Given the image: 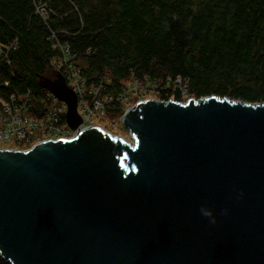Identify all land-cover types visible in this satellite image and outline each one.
Here are the masks:
<instances>
[{
    "label": "water",
    "instance_id": "1",
    "mask_svg": "<svg viewBox=\"0 0 264 264\" xmlns=\"http://www.w3.org/2000/svg\"><path fill=\"white\" fill-rule=\"evenodd\" d=\"M39 82L78 128L65 78ZM121 123L132 142L92 125L0 150L2 260L264 264V102L141 99Z\"/></svg>",
    "mask_w": 264,
    "mask_h": 264
},
{
    "label": "trees",
    "instance_id": "2",
    "mask_svg": "<svg viewBox=\"0 0 264 264\" xmlns=\"http://www.w3.org/2000/svg\"><path fill=\"white\" fill-rule=\"evenodd\" d=\"M52 35L76 54L86 84L108 80L109 117L130 80L152 82L163 101H180L186 87L196 99L264 102V0H0L2 99L44 92Z\"/></svg>",
    "mask_w": 264,
    "mask_h": 264
},
{
    "label": "built area",
    "instance_id": "3",
    "mask_svg": "<svg viewBox=\"0 0 264 264\" xmlns=\"http://www.w3.org/2000/svg\"><path fill=\"white\" fill-rule=\"evenodd\" d=\"M36 11L43 17L46 15L42 5L37 6ZM50 38L54 40L53 48L57 49V61L53 69L56 75L61 74L65 78L67 86L77 97V112L82 119L77 127L79 130L92 125L100 127L95 118L104 115L107 103L114 100L110 94L101 95L105 89L102 81L108 83V80L104 77L97 82L86 84L77 64L76 54L54 35ZM177 82H180V79ZM126 91L127 89L123 91L120 99L126 96ZM65 112V102L46 89L40 95L31 90L11 94L7 101L0 96V150L13 149L7 146L12 142L24 146V149L20 150H26L41 141L73 138L78 133V128L71 129L68 126Z\"/></svg>",
    "mask_w": 264,
    "mask_h": 264
},
{
    "label": "rangeland",
    "instance_id": "4",
    "mask_svg": "<svg viewBox=\"0 0 264 264\" xmlns=\"http://www.w3.org/2000/svg\"><path fill=\"white\" fill-rule=\"evenodd\" d=\"M56 61H57V57H54L51 60V68L49 71V76L52 79L57 78V75L53 69V65L55 64ZM125 85L127 87V91H126L127 94L124 98L120 99L117 103V105H119V110H120L118 113L119 115H114V116L109 117L107 114V112H108L107 111L108 109H107L105 111L104 115H102L98 118H95V122L98 123L100 125V127L106 129L111 134L121 136L123 139L132 142V139L130 137L129 132L121 123V116H122L124 110L130 106H133L138 100H141V99L142 100L143 99L161 100V99L157 95L158 89H157L156 85L152 84V82L139 83V82H135V81L133 82V80H130V81H127L125 83ZM182 89H183L181 91L182 97H181L180 101H177V102L185 103L188 99L194 97V95L188 93L185 88H182ZM169 100L175 101V98H170ZM231 100L236 101L238 99H231ZM251 103H255V102H251ZM110 105H112V103H107L106 107L109 108ZM7 146H9L10 148H13L15 150L24 149V146H21L19 143H16V142H12L10 144H7Z\"/></svg>",
    "mask_w": 264,
    "mask_h": 264
},
{
    "label": "clouds",
    "instance_id": "5",
    "mask_svg": "<svg viewBox=\"0 0 264 264\" xmlns=\"http://www.w3.org/2000/svg\"><path fill=\"white\" fill-rule=\"evenodd\" d=\"M206 215H208V213H205ZM214 222V221H213Z\"/></svg>",
    "mask_w": 264,
    "mask_h": 264
}]
</instances>
